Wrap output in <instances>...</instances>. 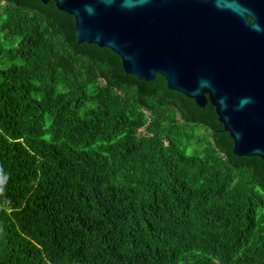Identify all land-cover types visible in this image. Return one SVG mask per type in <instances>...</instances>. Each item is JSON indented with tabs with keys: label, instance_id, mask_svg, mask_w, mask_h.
Wrapping results in <instances>:
<instances>
[{
	"label": "trees",
	"instance_id": "obj_1",
	"mask_svg": "<svg viewBox=\"0 0 264 264\" xmlns=\"http://www.w3.org/2000/svg\"><path fill=\"white\" fill-rule=\"evenodd\" d=\"M215 108L0 0V264H264V160Z\"/></svg>",
	"mask_w": 264,
	"mask_h": 264
},
{
	"label": "water",
	"instance_id": "obj_2",
	"mask_svg": "<svg viewBox=\"0 0 264 264\" xmlns=\"http://www.w3.org/2000/svg\"><path fill=\"white\" fill-rule=\"evenodd\" d=\"M74 17L78 45L127 75L210 103L237 157L264 160V0H40Z\"/></svg>",
	"mask_w": 264,
	"mask_h": 264
}]
</instances>
